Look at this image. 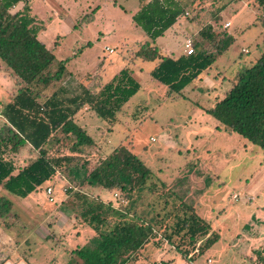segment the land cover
<instances>
[{
    "label": "rangeland",
    "instance_id": "374dc122",
    "mask_svg": "<svg viewBox=\"0 0 264 264\" xmlns=\"http://www.w3.org/2000/svg\"><path fill=\"white\" fill-rule=\"evenodd\" d=\"M25 1L31 4L38 25H44L39 39L58 60L68 59L65 76L46 92L62 87L71 94L82 82L91 81L100 88L126 66L133 69L141 89L113 121L98 117L87 106L76 115L95 140L83 148L87 170L78 176L60 170L27 197L0 186V196L12 202L10 210L0 215V264H67L75 249L98 236L82 215L84 198L111 203L114 211L130 217L136 212L146 218L165 214L184 201L195 205L220 234L218 242L190 263L162 239V227L126 264H264V149L239 133L217 129L218 121L205 111L223 97L236 74L264 52L260 0H181L185 16L155 41L133 20L147 0ZM211 22L235 39L220 55L199 34ZM226 22L231 25L224 29ZM187 38H192L195 51L206 48L217 57L179 96L151 76L154 62L134 56L146 41L163 55L186 54ZM19 87L0 58V110ZM61 135L63 151L70 153L74 138ZM121 146L137 154L153 172L142 190L128 198L120 190L81 183ZM57 147L54 140L46 146L52 152ZM15 150L19 157L8 151L6 158L19 168L39 155L28 144ZM48 187L53 188L52 194ZM108 216L111 226L118 216L114 212Z\"/></svg>",
    "mask_w": 264,
    "mask_h": 264
},
{
    "label": "trees",
    "instance_id": "16d2710c",
    "mask_svg": "<svg viewBox=\"0 0 264 264\" xmlns=\"http://www.w3.org/2000/svg\"><path fill=\"white\" fill-rule=\"evenodd\" d=\"M21 2H24L22 8L13 12ZM260 3L264 5V0ZM186 11L181 0H151L134 14L133 20L155 41L181 16H185ZM37 21L28 1L0 0V58L20 84L18 92L3 110L7 121L0 132V186L21 197L35 192L60 170H67L75 176L81 170H87L88 162L81 158L83 148L92 146L95 140L75 119L85 106L90 107L98 117L113 121L141 89L133 69L126 66L100 88L93 81L82 82L75 93L69 94L61 87L49 94L46 90L65 76L68 59L58 60L39 39L44 25L39 26ZM199 34L218 55L235 41L233 35L216 28L213 22L202 27ZM216 57L214 52L202 47L193 54L186 52L179 57L163 55L156 45L146 41L135 52L134 59L156 62L151 76L166 85L170 94L183 96V90L211 67ZM53 63L56 67H52ZM205 111L218 121L217 129L239 133L264 149V52L253 65L239 71L223 97ZM59 133L67 138L73 136V142L68 147L70 153L63 151L64 144ZM51 140L58 145L54 152L46 148ZM27 143L39 155L26 166L18 168L13 160L6 158V153ZM152 178L153 172L144 161L128 147L121 146L90 170L81 183L101 185L111 191L120 190L130 198ZM83 204L82 215L98 236L75 249L67 264H126L132 253L147 245L162 227V239L190 263L220 239V234L213 230L197 207L184 201L165 214L157 213L150 218L136 212L130 217L129 214L114 211L111 203L102 201L84 198ZM11 206V200L0 196L1 216ZM110 212L118 216L111 226ZM104 226L107 227L103 230Z\"/></svg>",
    "mask_w": 264,
    "mask_h": 264
},
{
    "label": "crops",
    "instance_id": "0c3cea01",
    "mask_svg": "<svg viewBox=\"0 0 264 264\" xmlns=\"http://www.w3.org/2000/svg\"><path fill=\"white\" fill-rule=\"evenodd\" d=\"M149 1H151V0H147L146 1V3H148ZM179 20V19H178ZM179 23V21H177L176 22V24L173 26V27H175L177 24ZM173 27H171V28H173ZM176 33H178L177 31H176ZM235 42V41H234ZM169 55V54H168ZM181 55V54H180ZM180 55H178V56H176V55H171V56H174V57H179ZM156 65V62H154V66ZM207 70V69H206ZM14 80H15V78H14ZM206 80V79H205ZM17 82V81H16ZM212 82V81H211ZM5 91L7 92V90L5 89ZM13 96H15V95H13ZM13 98V97H12ZM12 99H9L8 101H7V103L6 104H8L10 101H11ZM6 104H5V106H6ZM5 106L3 107V109H1L0 110V132H1V129L3 128V126L5 125V123H6V121H7V119L4 117V115H3V110H4V108H5ZM28 144V146L29 147H31V148H33L32 147V145L30 144V143H27ZM26 145V144H25ZM24 146V145H23ZM20 148H22V146L20 147ZM20 148H17V149H20ZM8 151H10V152H12L13 153V155H15L16 156V158L17 157H19V156H17L16 154H17V152H15V151H18V150H15V149H9ZM7 151V152H8ZM14 162V164L17 166V162H15V161H13ZM19 168V167H18ZM18 170V169H17Z\"/></svg>",
    "mask_w": 264,
    "mask_h": 264
},
{
    "label": "built area",
    "instance_id": "2783aa9c",
    "mask_svg": "<svg viewBox=\"0 0 264 264\" xmlns=\"http://www.w3.org/2000/svg\"><path fill=\"white\" fill-rule=\"evenodd\" d=\"M229 25H231V23L230 22H226L225 28L228 27ZM185 47L187 49V54H193L195 52V47H194L192 38H187L186 39ZM110 50L113 52L112 49H110ZM52 192H53V188L52 187H48V193L52 194ZM161 264H163V263H161Z\"/></svg>",
    "mask_w": 264,
    "mask_h": 264
}]
</instances>
